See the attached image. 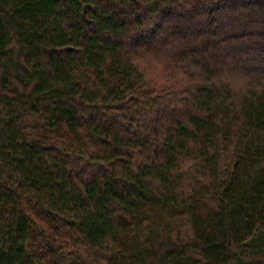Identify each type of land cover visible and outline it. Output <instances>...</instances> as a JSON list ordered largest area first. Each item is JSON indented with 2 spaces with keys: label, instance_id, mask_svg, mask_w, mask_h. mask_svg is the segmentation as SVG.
I'll list each match as a JSON object with an SVG mask.
<instances>
[{
  "label": "trees",
  "instance_id": "16d2710c",
  "mask_svg": "<svg viewBox=\"0 0 264 264\" xmlns=\"http://www.w3.org/2000/svg\"><path fill=\"white\" fill-rule=\"evenodd\" d=\"M0 264H264V0H0Z\"/></svg>",
  "mask_w": 264,
  "mask_h": 264
}]
</instances>
